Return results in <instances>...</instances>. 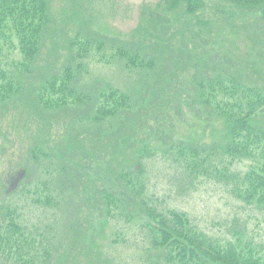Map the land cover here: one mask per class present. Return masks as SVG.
I'll return each mask as SVG.
<instances>
[{
    "label": "rangeland",
    "instance_id": "rangeland-1",
    "mask_svg": "<svg viewBox=\"0 0 264 264\" xmlns=\"http://www.w3.org/2000/svg\"><path fill=\"white\" fill-rule=\"evenodd\" d=\"M205 1L204 9L191 15L182 4L170 8L166 0L49 1L53 29L40 52L37 67L23 76L24 89L38 88L45 76L57 73L67 63L71 53L69 41L76 31L107 44L136 50L155 60L156 66L153 70L138 68L133 72L119 58L105 64L95 57L87 64L86 72L80 71L75 81V89L80 92L92 90L95 94L109 86L129 94L131 108L104 121L107 124L90 125L81 119V114H92L93 106L89 104L45 115L34 106L26 109L25 95L21 96V103L17 97L2 105L0 208L7 206L10 213L22 214L21 218L34 228L36 235L42 233L37 235V243L49 233L53 251L47 253L46 264H149L147 233L139 222L135 224L130 216L121 215L119 205L111 204L107 212L108 197L124 200L136 221L140 220L137 200H144L162 211L174 209L185 213L197 230L221 244L241 237L264 249V213L234 198L223 184L189 177L173 161L174 148L172 153L163 151L177 144L221 149L220 136L226 125L210 108L194 100L199 78L212 77L221 69L243 82L248 77L254 84L264 86L262 24L251 17L237 16L234 24L223 22V16L217 18L221 17L217 14L219 2H215V9L213 0ZM138 28L141 32L135 35ZM200 44L203 46L192 62L188 48L193 51ZM118 46L106 45L103 52L112 55ZM90 48L96 54V46ZM131 50L128 52L134 53ZM15 52L11 50L17 58ZM199 55L202 58L195 65ZM246 57L250 61H245ZM244 73L247 75L242 78ZM261 118L256 121L264 127V115ZM148 141L157 151L140 160L141 197L132 194L137 197L134 199L116 173L120 167L132 168L136 163L135 151ZM35 144L49 146L44 148L46 155L39 162L30 155ZM78 153L88 156L89 162L82 160L78 165ZM60 162L70 176L78 172L82 181L76 192L74 184L72 188L66 185L64 190L60 189L56 175ZM250 163L249 159H236L231 168L239 176L244 175ZM21 172L22 177L8 191L12 177ZM42 187L45 193L55 194L54 188L64 193L59 208L33 202L35 190L40 192ZM9 243L12 246L15 242ZM8 253L6 248L0 253V264L8 256L13 258Z\"/></svg>",
    "mask_w": 264,
    "mask_h": 264
},
{
    "label": "trees",
    "instance_id": "trees-1",
    "mask_svg": "<svg viewBox=\"0 0 264 264\" xmlns=\"http://www.w3.org/2000/svg\"><path fill=\"white\" fill-rule=\"evenodd\" d=\"M49 1L0 0V111L3 104H8L17 97H20L21 103V96L25 95L27 97L26 104H28L25 105L26 109L34 106L36 109L39 108L43 115L56 113L69 108V106L79 108L85 104L92 105V114L89 116L81 114V119L90 125L107 124L104 121L131 108L129 94L119 88L109 86L103 90L99 89L95 94L92 93V90L80 92L75 89V81L80 71L86 72L87 64L95 57L97 62H105V64L114 58H119L124 61L123 66L126 69H132L133 72L138 68L147 71L153 70L156 62L152 58L143 57L136 50L127 49L123 45L107 44L101 39L76 31L69 41L71 53L67 63L57 73L45 76L38 88L24 89L22 82L26 77L23 76L31 74L37 67L40 52L50 34L49 31L53 29L51 28L52 12ZM213 1L214 4L216 1L219 2L217 3V14L221 17L217 18L223 16V22L234 24L236 16L239 18L251 17L264 27V0ZM165 4L170 8H177L182 4L183 10L191 15L197 10L204 9L206 1L166 0ZM214 7L216 9V4ZM245 28L247 29L246 23ZM140 32V28L136 29L135 35ZM92 45L96 46V54L91 53ZM106 45L109 47L118 46L115 50L116 53L107 55L103 52V47ZM200 46L203 45L200 44L193 51L188 48L190 54L187 55L192 62L193 56ZM11 50L18 52L14 53L17 54V58L12 56ZM128 50L134 53H129ZM178 55L181 57V54ZM199 57V62H196L195 65L200 63L202 56L199 55ZM184 60L189 63L188 59L184 58ZM245 61H250L249 57H246ZM259 61L262 62V60ZM244 75L247 74L244 73L241 77H245ZM247 79L243 82L235 75H229L225 70L219 69L214 76H204L196 82L194 100L198 104L210 108L226 125L225 132L220 136L221 149L217 146L204 147L205 145L202 144L196 147L177 144L176 147L170 145L163 151L172 153L171 149L174 148L176 156L173 157V161L178 167L188 172L189 177L192 175L193 179L203 177L223 184L234 198L263 214L264 127L256 121V118L262 119L261 117L264 115V86L257 85V82L254 84L248 77ZM94 95L95 97H93ZM77 120H79L78 117ZM94 130L96 129L92 128V131ZM43 146L37 147L35 144L30 151V155L38 162L42 155H46V152L43 151L44 148L49 149L48 145L44 144ZM153 150L157 151L154 145L149 141L145 142L135 151V165L130 169L120 167L116 173L117 179L129 193L131 191V195L141 197L142 161L140 160L143 157L145 160ZM78 155V165L82 160L89 162L88 156H84L82 153H78ZM162 155L168 159L166 154ZM236 159L251 160L250 169L244 175L239 176L232 170V163ZM64 165L63 162H60L56 174L60 189L64 190L66 185L72 188L71 184H74L75 188L73 189L76 192V187L82 180L80 177L78 178L77 171L73 176H70ZM105 175L108 176V174ZM18 176L17 173L12 177L11 186ZM54 190L55 194L45 193V187H42L40 192L35 190L36 197L33 202L36 205L59 208L65 195L60 190L55 188ZM104 193L101 194V197ZM108 200L107 212H109L111 204H115L116 207L119 205L118 212L121 215H127L128 218H133L135 224L139 222L140 228L147 233L148 242L145 241V245L148 243L147 253L149 254L146 261L149 264H264V249L250 239L243 240L238 237L232 242L221 244L217 239L197 230L185 213L174 209L162 211L146 204L144 200H137V213L140 220L136 221L124 200L119 202L111 197H108ZM21 216L22 214L17 212L10 213L7 206L0 208V253L5 252L6 248L8 254L13 255V258L8 256L1 264H46L47 253L53 251L49 233L45 234L42 240L39 238L40 241L37 243L35 239L42 233L37 232L36 235L34 228L27 225ZM9 242H15L18 246H14L15 243L11 246Z\"/></svg>",
    "mask_w": 264,
    "mask_h": 264
},
{
    "label": "bare ground",
    "instance_id": "bare-ground-1",
    "mask_svg": "<svg viewBox=\"0 0 264 264\" xmlns=\"http://www.w3.org/2000/svg\"><path fill=\"white\" fill-rule=\"evenodd\" d=\"M199 178V177H198ZM196 179H197V177H196Z\"/></svg>",
    "mask_w": 264,
    "mask_h": 264
}]
</instances>
